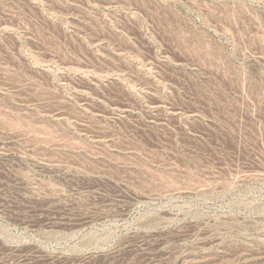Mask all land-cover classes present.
I'll return each instance as SVG.
<instances>
[{
  "label": "rangeland",
  "instance_id": "obj_1",
  "mask_svg": "<svg viewBox=\"0 0 264 264\" xmlns=\"http://www.w3.org/2000/svg\"><path fill=\"white\" fill-rule=\"evenodd\" d=\"M0 264H264V0H0Z\"/></svg>",
  "mask_w": 264,
  "mask_h": 264
},
{
  "label": "bare ground",
  "instance_id": "obj_2",
  "mask_svg": "<svg viewBox=\"0 0 264 264\" xmlns=\"http://www.w3.org/2000/svg\"><path fill=\"white\" fill-rule=\"evenodd\" d=\"M180 254V253H179Z\"/></svg>",
  "mask_w": 264,
  "mask_h": 264
}]
</instances>
